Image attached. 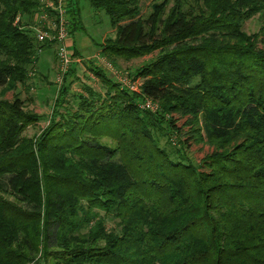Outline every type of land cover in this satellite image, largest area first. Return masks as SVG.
I'll return each mask as SVG.
<instances>
[{"label": "trees", "instance_id": "16d2710c", "mask_svg": "<svg viewBox=\"0 0 264 264\" xmlns=\"http://www.w3.org/2000/svg\"><path fill=\"white\" fill-rule=\"evenodd\" d=\"M41 1L0 0V88L24 83L56 43L19 30ZM87 1L117 30L103 56H160L140 93L91 62L109 99L86 86L85 112L56 109L36 143L23 137L37 121L24 101L0 106V264H264V0H193L166 18L161 5L146 19L136 0ZM67 3L73 35L80 14ZM256 16L261 31L249 34ZM75 74L71 66L64 83ZM146 100L189 116L213 152L196 165L185 148L159 145L161 126L181 131L161 111L140 110Z\"/></svg>", "mask_w": 264, "mask_h": 264}, {"label": "rangeland", "instance_id": "374dc122", "mask_svg": "<svg viewBox=\"0 0 264 264\" xmlns=\"http://www.w3.org/2000/svg\"><path fill=\"white\" fill-rule=\"evenodd\" d=\"M136 1L138 6L135 9L139 10L136 14L139 13L140 18L146 19L152 14L155 6L165 5V18L173 13L177 14L180 11L188 12L190 11V3L193 0ZM41 2L44 6L42 11L35 16L34 24L27 25L25 22L26 19L23 18L22 23L24 24L19 29L21 32L26 31L31 36H36V29L41 26L42 12L51 0H42ZM75 5L76 10L80 14L81 29L77 30L73 35L69 34L68 42L70 51H76L78 57L74 58V62L71 65L76 68V74L68 81V84H65V81L59 77L60 61L58 58V49L60 45L55 43L41 50L34 63L28 66V76L24 83L11 81L6 87L0 88V106L4 108L5 105H9L15 99L19 98L25 103V112L33 118H37V121L29 125L23 133V137L33 143H36L42 133L47 129L51 123L52 114L56 109L62 114L85 112V108L81 106V101L83 100L80 99V96L90 100V94L85 89L86 86L90 87L96 93L95 98L100 96L101 100L109 99V88L106 86L107 81H105V78L101 80L94 74L90 64L91 62L95 63L94 66L103 70L107 74V77L113 79L111 82L120 86V90H128V88L122 87V83L118 81L117 75L126 76L132 82L143 85L146 79L145 68L160 56L159 52H154L143 57L128 60L118 58L114 61L110 60L109 56H103V47L116 40L117 30L113 28L111 18L105 10L93 8L87 0H75ZM70 18L67 12V22L70 21ZM261 28L262 23L259 16L247 21L244 25V30L249 34L260 33ZM260 47H264V41L260 44ZM110 65L113 70H109ZM64 84L68 85L69 93L64 98V102H61L60 105L58 104V107V98H60V92ZM141 104L142 101L139 107ZM95 105L100 106V101H97ZM140 110H142L141 107ZM142 111H145V109ZM159 111H161V114L166 119L174 118L177 127L181 131L179 134L169 131L167 125L161 126L158 134L159 140H157L159 145L163 147L172 145V147L179 150L185 148L186 154H184L196 165L201 164L213 152L214 148L208 142H205L202 137L199 135L196 136L193 132L189 116L181 117L179 114L162 113L160 104L156 103L155 111L151 112L158 113ZM66 116L69 117L68 115ZM56 118L57 120L61 119L58 116ZM192 136H195L196 141H190L188 145H185L186 140ZM103 142L109 145H115V142L112 140L105 139ZM168 149L170 150L171 148L168 147ZM180 157H183L181 159H186L182 153ZM1 195L8 201L15 202L13 196L9 194Z\"/></svg>", "mask_w": 264, "mask_h": 264}, {"label": "built area", "instance_id": "2783aa9c", "mask_svg": "<svg viewBox=\"0 0 264 264\" xmlns=\"http://www.w3.org/2000/svg\"><path fill=\"white\" fill-rule=\"evenodd\" d=\"M45 7L41 16V26L36 29V37L39 42L51 41L60 45L58 49V58L60 61L59 77L61 80H64L74 62L73 52L70 51L68 42L69 30L66 19L67 0H51ZM111 69L112 66L110 65L109 70ZM117 76L123 88H128V90L135 93L141 92L142 85L132 82L126 76ZM140 107L145 110L155 111L156 104L151 100H146Z\"/></svg>", "mask_w": 264, "mask_h": 264}]
</instances>
